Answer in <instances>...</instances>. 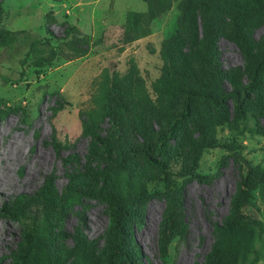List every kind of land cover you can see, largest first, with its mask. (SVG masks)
Returning a JSON list of instances; mask_svg holds the SVG:
<instances>
[{
	"label": "rangeland",
	"instance_id": "1",
	"mask_svg": "<svg viewBox=\"0 0 264 264\" xmlns=\"http://www.w3.org/2000/svg\"><path fill=\"white\" fill-rule=\"evenodd\" d=\"M149 1L0 0V208L45 180L58 195L71 171L98 184L96 172L122 155L110 179L129 202L135 263L200 264L230 212L243 168L233 151L212 147L201 152L193 175L176 172L202 138L234 142L264 167V135L249 131L264 125V68L255 88L245 89L251 61L264 50V0H190L187 7L165 0L169 6L124 43L123 25ZM210 23L216 91H237L244 113L234 96L217 104L191 98L188 115L171 129L182 92L206 84ZM37 55L44 57L40 65ZM137 189L144 199L131 202ZM252 205L258 225L244 264H264L263 189L254 190ZM109 235L106 205L85 196L60 218L35 204L17 219L0 211V264H120L105 260ZM20 248L26 257L16 261Z\"/></svg>",
	"mask_w": 264,
	"mask_h": 264
},
{
	"label": "trees",
	"instance_id": "2",
	"mask_svg": "<svg viewBox=\"0 0 264 264\" xmlns=\"http://www.w3.org/2000/svg\"><path fill=\"white\" fill-rule=\"evenodd\" d=\"M190 0H179L180 4L187 7ZM169 2L165 0H150L146 10L134 13L129 22L123 25L121 40L124 43L130 42L137 38L141 32H144L149 22L161 14L167 7ZM246 15H249L246 12ZM205 48L209 57V69L207 74L202 77L205 81V86L197 90H186L182 92V105L178 113L171 117L170 128L172 129L181 119L189 113V105L191 98H198L202 101L211 102L214 104L223 101V97L234 96L237 111L243 115V97L237 91L230 90L226 93L216 91L220 69L216 64V52L214 49V30L210 23L207 28ZM44 57L37 55L35 64L40 65ZM264 68V50L254 57L249 67V80L246 83V91L249 92L257 85V79L260 72ZM181 75L186 78H193L191 72H182ZM201 78V79H202ZM4 81L16 83V79H8L2 76ZM0 104H4V100L0 98ZM9 109V108H8ZM260 135H264V125H258L249 129ZM168 136L161 137L157 150L160 151L163 141ZM212 147H221L226 150L233 151L238 162L243 168V173L238 180L237 192L230 203V212L222 220L221 224L216 226V238L207 253L204 261L200 264H244L248 254L252 253V240L255 229L258 225V220L255 213L252 211V198L254 190L261 188L264 190V167L260 168L253 165L241 154V148L234 142H219L214 138H202L198 142L191 145L190 156L185 163L181 165L176 172L178 175H193V170L197 165L201 152L204 149ZM145 152L146 148L138 150ZM122 162V155L117 158L114 166L104 167L96 172L99 179L98 184H92L89 173L83 171H71L67 175V181L63 189L56 196H51L48 187L49 181L45 180L37 191L31 194H18L10 203L1 205V214L11 219H17L23 215L29 206L37 205L44 212H54L60 218L64 209L74 200L81 196L94 198L102 201L107 208V223L110 229L105 260L119 258L120 264H136L134 260V252L131 250L132 238L127 230V222L130 212L128 210L129 202L120 194L116 186L110 179V174L115 173ZM159 171L165 177H168L169 172L164 169L163 163L157 160H152ZM198 177L197 174H194ZM144 190L137 189L131 196V202H140L144 199ZM28 243L27 239H25ZM27 249L20 248L14 254L13 258L17 261L18 258L24 260ZM87 264H103L97 260L89 261Z\"/></svg>",
	"mask_w": 264,
	"mask_h": 264
},
{
	"label": "bare ground",
	"instance_id": "3",
	"mask_svg": "<svg viewBox=\"0 0 264 264\" xmlns=\"http://www.w3.org/2000/svg\"><path fill=\"white\" fill-rule=\"evenodd\" d=\"M37 169L39 170V167Z\"/></svg>",
	"mask_w": 264,
	"mask_h": 264
}]
</instances>
